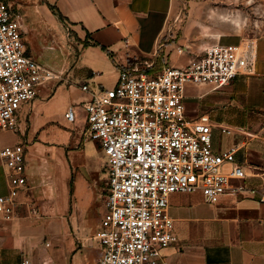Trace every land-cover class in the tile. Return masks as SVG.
<instances>
[{"label": "crops", "instance_id": "0c3cea01", "mask_svg": "<svg viewBox=\"0 0 264 264\" xmlns=\"http://www.w3.org/2000/svg\"><path fill=\"white\" fill-rule=\"evenodd\" d=\"M4 1L22 17L27 55L65 79L40 87L37 97L21 107L19 125L27 132L0 133V149L25 144L27 176L13 218L0 217V264H91L89 252H77L63 235L62 217L70 211V179L78 163L77 152L69 151L67 161L64 149L55 144L68 140L64 129L69 126L85 133L81 103L90 98L91 91L114 87L121 69L135 65L155 74L167 66L187 65L193 57L190 51L182 53L178 48L182 41L170 29L179 0ZM255 57L254 75L238 76L211 99L215 109L212 146L221 151L215 143L218 134H223L220 127L228 130L224 134L242 138L227 150L237 147L235 159L247 175L243 184L251 189L264 184L262 174L255 172L264 169V161L255 157L257 150L246 151L251 143L264 146V105L258 106L264 100V43ZM82 85L89 90L82 91ZM190 88L195 87L186 88V98ZM68 109L74 112L73 123L64 118ZM59 119L67 126H61ZM4 134L13 139L4 141ZM86 140L84 174L98 169L87 155L92 153L93 142L88 136ZM7 189L0 161V196ZM168 215L173 220L174 240L162 251L167 264H264V203L255 196L227 191L209 204L199 193H175L169 197Z\"/></svg>", "mask_w": 264, "mask_h": 264}, {"label": "built area", "instance_id": "2783aa9c", "mask_svg": "<svg viewBox=\"0 0 264 264\" xmlns=\"http://www.w3.org/2000/svg\"><path fill=\"white\" fill-rule=\"evenodd\" d=\"M22 30L21 15L0 0V133H20L21 107L40 87L65 79L27 55ZM255 66V55H245L240 45L216 43L184 67L167 66L155 74L125 67L114 87L91 91L81 103L85 134L98 143L106 173L104 212L91 239L98 249L95 264H167L162 251L174 240L168 215L172 194L199 193L214 204L232 191L264 203V184L251 189L241 182L247 175L235 159L237 147L215 151L209 117L189 118L184 103L188 86L218 91L238 76L254 75ZM64 118L74 122L72 109ZM0 161L8 186L0 196V217L9 221L27 186L25 144L0 149ZM234 181L240 184L233 186Z\"/></svg>", "mask_w": 264, "mask_h": 264}, {"label": "rangeland", "instance_id": "374dc122", "mask_svg": "<svg viewBox=\"0 0 264 264\" xmlns=\"http://www.w3.org/2000/svg\"><path fill=\"white\" fill-rule=\"evenodd\" d=\"M178 3L177 13L171 22L173 24L170 29L174 32L176 40L182 41V44L178 45V48L183 49L182 53L185 50L190 51L189 55L195 57L211 45L220 43L240 45L243 52L247 51L245 47L249 45L248 52L256 56L264 43V0H179ZM225 88L218 91H212L210 87L205 86L188 89L187 98L184 101L187 113L195 118L207 114L210 121L214 122L212 115L215 109L211 99L218 93L224 92ZM262 105L264 100L258 106L263 108ZM216 116L222 120L221 114ZM25 122L27 129L28 118ZM58 122L63 127L67 126L60 119ZM19 126L20 131L27 132L25 127L23 128L21 124ZM64 131L69 135L68 140H59L55 146L64 149L67 161H69L67 159L69 151L77 152L78 163L72 168L70 211L62 217L63 235H66L68 241L74 243V249L77 252H89L91 264H94L98 249L91 239L98 226L107 196L105 162L98 143L92 141V153L87 155L92 159V165L98 169L94 173L84 174L82 167L85 160L82 147L87 142V136L82 128L75 130L73 126H69ZM2 139L9 142L13 136L4 134ZM241 139L235 134H221V136L218 134L215 143L220 148V152H223ZM251 150H257L258 156L255 154V157L264 161V146H260L258 142L251 143L246 147V151ZM255 172L261 173L264 179V169Z\"/></svg>", "mask_w": 264, "mask_h": 264}, {"label": "bare ground", "instance_id": "6f19581e", "mask_svg": "<svg viewBox=\"0 0 264 264\" xmlns=\"http://www.w3.org/2000/svg\"><path fill=\"white\" fill-rule=\"evenodd\" d=\"M245 48H246V50H247V51H246V52H244V54L246 55V54H248V53H249V52H248V50H250V46H249V45H247Z\"/></svg>", "mask_w": 264, "mask_h": 264}]
</instances>
